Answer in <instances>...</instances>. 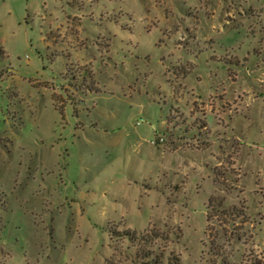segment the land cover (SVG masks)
<instances>
[{
    "label": "rangeland",
    "instance_id": "1",
    "mask_svg": "<svg viewBox=\"0 0 264 264\" xmlns=\"http://www.w3.org/2000/svg\"><path fill=\"white\" fill-rule=\"evenodd\" d=\"M148 253L264 261V0H0V264Z\"/></svg>",
    "mask_w": 264,
    "mask_h": 264
},
{
    "label": "trees",
    "instance_id": "2",
    "mask_svg": "<svg viewBox=\"0 0 264 264\" xmlns=\"http://www.w3.org/2000/svg\"><path fill=\"white\" fill-rule=\"evenodd\" d=\"M208 216H209V214H208ZM151 255H152L151 253L150 254L148 253L147 255L144 254L142 256V258H144V259L142 260V262L140 264H161V261L157 258V256L155 257V256H151ZM174 264H179V261L176 260L174 262ZM222 264H234V263L233 262H229V260L223 258V263ZM245 264H264V261L259 260V259L254 258V257H250V258L246 259V263Z\"/></svg>",
    "mask_w": 264,
    "mask_h": 264
}]
</instances>
